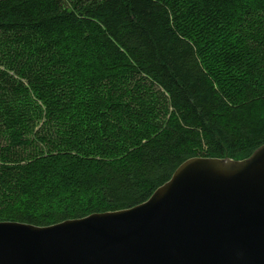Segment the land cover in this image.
I'll list each match as a JSON object with an SVG mask.
<instances>
[{
    "label": "trees",
    "instance_id": "trees-1",
    "mask_svg": "<svg viewBox=\"0 0 264 264\" xmlns=\"http://www.w3.org/2000/svg\"><path fill=\"white\" fill-rule=\"evenodd\" d=\"M264 143V0H0V221L146 200Z\"/></svg>",
    "mask_w": 264,
    "mask_h": 264
},
{
    "label": "water",
    "instance_id": "water-1",
    "mask_svg": "<svg viewBox=\"0 0 264 264\" xmlns=\"http://www.w3.org/2000/svg\"><path fill=\"white\" fill-rule=\"evenodd\" d=\"M0 264H264V143L239 159L187 158L131 207L0 221Z\"/></svg>",
    "mask_w": 264,
    "mask_h": 264
}]
</instances>
